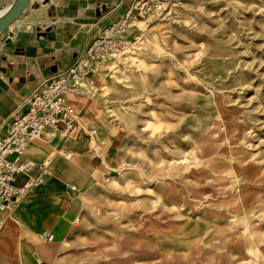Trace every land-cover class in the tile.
Here are the masks:
<instances>
[{"label":"rangeland","instance_id":"1","mask_svg":"<svg viewBox=\"0 0 264 264\" xmlns=\"http://www.w3.org/2000/svg\"><path fill=\"white\" fill-rule=\"evenodd\" d=\"M168 3L74 91L113 132L83 264H264V0Z\"/></svg>","mask_w":264,"mask_h":264},{"label":"crops","instance_id":"2","mask_svg":"<svg viewBox=\"0 0 264 264\" xmlns=\"http://www.w3.org/2000/svg\"><path fill=\"white\" fill-rule=\"evenodd\" d=\"M12 2L0 0V5ZM129 4L130 0H29L0 33V131L13 108L43 79L66 69L85 44L124 15ZM48 27L52 38L37 36L38 28ZM99 61L93 63L89 78ZM68 101L75 108L73 129L61 136L46 128L15 158L34 165L16 175L21 193L13 208L0 209V264L92 261L83 254V235L73 228L94 188L113 175V160L101 141L104 137L108 149L112 124L91 96L72 92ZM29 179L39 181L26 185Z\"/></svg>","mask_w":264,"mask_h":264},{"label":"built area","instance_id":"3","mask_svg":"<svg viewBox=\"0 0 264 264\" xmlns=\"http://www.w3.org/2000/svg\"><path fill=\"white\" fill-rule=\"evenodd\" d=\"M168 1L130 0L124 15L85 44L66 69L43 79L20 105L11 110L3 122L5 129L0 131L1 210L13 208L21 193L16 175L29 172L34 165L31 160L15 159L23 154L29 140L40 137L46 128L52 129L51 134L58 130L61 136H66L75 123V108L68 96L80 91L81 83L89 80L95 61L122 53V35L138 18L169 14ZM37 181L39 179H29L25 184Z\"/></svg>","mask_w":264,"mask_h":264},{"label":"water","instance_id":"4","mask_svg":"<svg viewBox=\"0 0 264 264\" xmlns=\"http://www.w3.org/2000/svg\"><path fill=\"white\" fill-rule=\"evenodd\" d=\"M29 0H13L11 7L9 10L0 16V33L5 31L9 25H11L23 12L25 7L28 5ZM37 36H42L52 38L53 37V31L48 27L44 31H40V29H37ZM41 44H43L44 39L39 40Z\"/></svg>","mask_w":264,"mask_h":264},{"label":"bare ground","instance_id":"5","mask_svg":"<svg viewBox=\"0 0 264 264\" xmlns=\"http://www.w3.org/2000/svg\"><path fill=\"white\" fill-rule=\"evenodd\" d=\"M11 4L6 6L3 9H0V16L5 14L9 10V8L11 7ZM89 84H90V82H87V81L82 82L81 85H80V92L81 93H83V92L84 93H90V91L93 89V87L91 85H89Z\"/></svg>","mask_w":264,"mask_h":264}]
</instances>
